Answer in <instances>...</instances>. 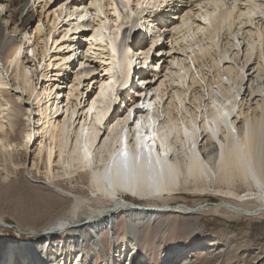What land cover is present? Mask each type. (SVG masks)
I'll return each mask as SVG.
<instances>
[{"label": "bare ground", "instance_id": "obj_1", "mask_svg": "<svg viewBox=\"0 0 264 264\" xmlns=\"http://www.w3.org/2000/svg\"><path fill=\"white\" fill-rule=\"evenodd\" d=\"M31 1L8 0L10 8L14 9L10 17L13 28L17 27L20 35L26 37L31 29L40 40L44 28L41 22L35 27L33 13L29 9L26 11L27 3ZM51 2L53 0L44 1V4L48 6ZM104 2L62 0L53 10L52 31L56 30L60 18L61 26L65 20L74 17L75 22H68L62 34L63 39L72 38L71 43L60 46L59 50L65 51L60 59L54 57L53 64L60 71L59 77L63 74L65 79L73 80L65 84L61 79V86L56 85L50 92L40 86L37 89L40 81L36 84L33 81L34 74L38 80L37 66L42 72L50 64L47 50L50 40L46 33L43 34L45 37L40 52L37 50L39 43L32 50L37 57V66L32 71L20 67L22 42L5 37L0 21V89L6 86L16 88L15 81L21 92L17 93L16 99L22 102L19 106L15 101L3 99L0 114L16 109L18 113L25 112L23 116L27 122L22 143L20 140L19 144L15 142L20 123L15 115L9 120V128L16 133V137L11 140L0 136V164L6 173L2 179H7L8 173H16L17 146L28 151L32 138L38 135L40 141L34 148L32 167L38 170L40 164L43 178L50 181V186L56 191L43 185L39 188L46 190V197L37 191L32 194L33 198H27L32 202L30 205L19 208L21 212L26 210L23 214L30 219H43L50 210L58 207L66 209L62 218L47 225L46 240L29 245L24 255L17 250L19 247L10 246L0 264H98L94 251L88 253L84 229L88 228L94 236L112 231L119 214L126 215L131 228H135L134 224H145L152 218L170 213L171 209L187 215L188 211L194 215L213 213L226 219L264 217V176L259 171L255 175L250 174L245 165L248 154L255 155L258 151L261 126L264 125V0H194L196 10L186 7L183 1H172L174 28L170 36H164L170 42L169 55L164 58L160 56L166 48L155 34L158 32L162 36L161 31H155L153 24L141 29L152 33V40L141 37L125 50L121 49L118 46L120 23L124 25L128 17ZM144 2L151 10L162 5V0ZM53 3L57 4V1ZM184 9L190 11L184 12ZM137 10L139 4L133 13L142 16L143 10L136 13ZM91 11L92 21H89L82 12L88 14ZM216 13L220 14L218 20L221 26L211 31L209 26ZM40 18L41 12L38 20ZM157 18L165 19L161 14H157ZM80 30H90L91 33L88 47L81 48V52L82 43L75 41ZM80 38L81 42L85 37L82 35ZM148 43L150 47L159 43L151 61L152 67L157 66L136 86L132 75H136L147 63L150 52L145 47ZM76 44L80 46L78 49ZM99 54L105 59L99 58ZM81 57H85L84 60L97 59L110 69L101 76L99 68L103 71V67L100 64L87 69L85 65L88 62L83 61L79 65L80 70H77L73 63ZM4 66L14 69L12 81L3 75ZM63 84L67 85L66 91L58 93ZM27 100L35 102L38 108V130L35 134L30 133L31 110ZM0 119L2 130L4 118L1 116ZM246 127L249 131L247 144L244 143ZM237 138L241 141L242 151L235 146ZM125 148L144 162L145 190L116 189L115 195H112L109 180L116 182L120 179L116 176L113 157ZM149 156L151 167L148 165ZM161 179L168 182V190L154 194L149 185ZM64 180L71 183L84 180L93 198L74 188H62ZM24 184H27L26 180L21 181L15 195H27H23L21 190ZM210 192L222 198L219 204L207 207L198 199L193 202L194 208L184 204L170 206L180 198L178 194L182 198L184 194L194 199ZM63 193L70 197L58 196ZM124 196L134 200L126 201ZM19 203L14 207L20 206ZM23 228L33 234L29 228ZM68 229L78 232L77 239L51 243V236L59 233L65 237L71 232ZM133 240L129 239L124 227V235L119 238L113 252V264L148 263L145 255H139L138 242ZM18 252L19 263L15 260ZM99 264L106 263L101 259Z\"/></svg>", "mask_w": 264, "mask_h": 264}, {"label": "rangeland", "instance_id": "obj_2", "mask_svg": "<svg viewBox=\"0 0 264 264\" xmlns=\"http://www.w3.org/2000/svg\"><path fill=\"white\" fill-rule=\"evenodd\" d=\"M44 1H49V0H33L27 3V7H26V11L27 9H29V12L33 13V20H34L33 25H35L36 27L38 25V22H41L40 25L42 26V28H44L43 34L46 33L47 37L50 40L49 43H47V48H48L47 50L49 51L48 55L50 56L49 59L50 64L42 72H41V68H39L35 64L37 57L34 56L32 50L35 48L34 46H36L37 43H39L38 45L40 47L37 50L40 52L43 46L41 42L43 41L45 36L43 37L42 34L39 37L40 38L39 40L38 36H36L34 31L31 29H29L28 32L25 34L26 37L24 35H20L17 27H15L16 29L13 28L10 15L12 12H14V9L13 7L10 8V4H8V0H0V5H1L0 21L3 28V34L5 35V37H7L10 40L13 39L14 41L22 42L21 43L22 56H21V62L19 64L21 65L20 67L31 69L33 71V69H35L34 67L37 66L38 80H36L34 74L33 76L34 84L40 81V83L37 85L38 86L37 89H39L40 86L42 87V89L44 88L43 90L45 91L47 90V92H50L49 90L52 88H56V85L61 86L60 83L61 79H64L63 83L65 84L73 80V79L69 80L67 79V77L65 79L64 78L65 76H63L62 73H61L62 75L60 74L61 77H59L60 71L58 70V67L53 66V64H55L54 57L60 59L61 58L60 56L63 55L61 53L65 51V50L62 51L61 49L59 50L60 46L62 44L64 45L65 43L66 44L71 43L70 40H72V38L63 39L64 37L62 34L63 31L68 26V22L70 21L75 22V21L73 19L74 17H70L69 20H65L64 17L65 21L60 26V23H62V19L60 18V23L58 24V26L60 27L56 26V30L52 31L51 25L53 22L52 18L54 15L53 10L58 8L57 6L59 2H61L62 0H53V2L57 1V4L51 2V4H49L48 6L47 4L46 5L44 4ZM151 1L155 2L156 0H151ZM178 1L179 3L183 1V3H186V7L187 6H189V8L193 7V10L198 9L197 4L194 3L193 5L194 0H178ZM62 3H64V1ZM26 11L25 13H23V16L26 14ZM188 11L190 10L184 9V12H188ZM40 12H41V18H40L41 21L38 20ZM82 14L84 15L83 17H85V19L87 18L89 21H92L91 17L93 15V12L88 14L82 12ZM173 20L174 19L172 17L171 20L168 21L170 22L168 23L169 25L166 26V29L169 32L168 33L165 32L166 34L161 32L162 36L160 38V42L164 43V46L166 48V50H164L163 52L164 54L162 53V55L160 56L163 58L169 55L168 49L170 47V42L169 39H166V37L164 36L166 35L170 36V34L173 33L172 32V29L174 28ZM86 32H87V36H85L84 34L85 38L81 40L82 45H84L83 47L86 46L88 47L87 41L90 39L91 36L90 30L85 31V33ZM47 33H49L50 35ZM158 34L160 35V33L157 32V35ZM80 37L77 38L75 41L77 42L80 41L81 39ZM28 40L30 41L28 42ZM54 42H57L60 45L59 44L55 45ZM98 57L101 59H105L104 55L101 56L99 54ZM84 59L85 57L84 58L81 57L76 61V63H73L77 67V70H80L79 65L83 61L88 62L85 65L87 69H93L94 67L93 65L100 64L103 67V71L101 70V68L98 67L99 72H101L100 73L101 76L104 75V73L110 69V66L102 65L103 63L99 62L97 59H89V58L87 60ZM32 65L33 67H31ZM3 69H4L3 75L5 76V78L9 81H12L13 80L12 75H14L13 74L14 69L12 68L8 69L6 66H4ZM41 76H43L44 78H42ZM92 76L93 74H91L90 77L92 78ZM13 82L16 88H11L10 86H6L5 89L3 88L2 90L0 89V103H2L3 99L4 100L8 99L13 102L15 101L16 104L20 106L22 105V102L17 100L16 96L17 93H21V92H19L20 90L18 89L16 82L15 81ZM65 84H63L64 86L62 85V89L58 93L62 94L63 91H66L67 85ZM53 85L54 87H52ZM57 88L60 89V87ZM24 101H25V96H24ZM27 101H28V105L30 106L29 110H31L30 124H29L30 133L32 132L33 134H35L36 130H38V125L36 122L37 119L39 118L38 108L36 107L35 102L33 103L31 102L32 100H27ZM23 114H25V112L18 113L16 109L4 113L3 115L0 114V117L2 116L4 118V121L2 119V122L4 123L2 130H0V136L11 140L16 137L14 136L16 135V133H13L9 128V120H12V118H14L15 115L18 117V120L20 121L19 127L17 129L18 139L15 140V142L16 144H19L20 141L22 143V137L25 138L26 136L25 134L27 130V122ZM6 117H9V119H7ZM39 141H40V137L38 135H35L34 138H32L31 143L27 148L28 151H25V149L23 150L21 149L20 146H17L18 153H16V155L18 160L17 162L19 164L17 163V167L15 169L16 173L15 174L8 173V177L4 181L2 178L3 175H5L6 173H4L5 171L3 170V166H1L2 163L0 162L1 163L0 164V218H1L0 219V262H2V260L4 259V255L10 246L17 248L19 247L17 250L21 251L22 255H24V252L25 254H27L26 252L29 245H32L35 242H41L40 238H38L37 236L35 237L36 233H40L45 230H48L46 228L47 225L52 222H55L57 219L62 218L63 217L62 215L65 213L64 211L66 210V209L61 210L60 209L61 207L60 208L58 207L50 210L51 212L49 211V214L46 215V217L43 219H34V218L30 219V218H26V216H24L23 214V212L24 211L26 212V210L22 209L21 212L20 210L21 208H19L22 207V205H27V206L30 205L32 202L27 198L29 197L33 198L34 197L33 195L36 194L37 191L38 193H41L44 196L47 194L46 190L41 191L39 187H42L44 185L47 188L54 190V188L50 186V181L48 182L43 178L42 176L43 172L42 170H40L41 165L38 164L39 167L38 170L35 167H32V161L33 159H35L34 148L39 143ZM22 180H26L27 182V184H24L23 188L21 189L23 195L27 194L25 197L21 195H20L21 197L19 195H15L18 189L17 187H19V184L21 183ZM28 181H30L31 183ZM77 182L73 181L71 183L68 180H64L63 181L64 187L62 186V188L64 189L67 188L69 190L74 188L76 189L75 191H80V192L83 191V193H86V195L93 198L92 195H89L86 182L84 180ZM37 188H39L40 190H37ZM58 196H61L62 198H65L67 196L70 197L69 194H65V193L58 194ZM177 196H180V198H178L176 202L171 203L170 205L171 208L181 206V204L187 205L189 208H194L195 203L193 204V202L198 199L199 202H201V204L210 207V206H214L215 204H219L220 203L219 201H221L222 199L220 198V196L215 195L212 192H210L209 194H205L202 197H196L194 199L191 198L189 195H184V194L182 196L184 198L186 197L185 199L182 198L180 194H178ZM50 199L54 200L52 197ZM124 199L129 202L131 200H134L132 197L128 198V196H124ZM16 202L17 203L20 202L19 203L20 206L14 207L15 205H17ZM171 210L170 213L167 212L165 214H162L161 216L152 218L145 224H140V225L132 224L133 226H135V228H131L128 225L126 215L119 214V216L116 218L114 230L112 231L107 230L100 232L98 236H94V234H92L91 231L87 230L88 228H85L84 241L85 244L88 245V253H90L91 250L94 251L96 262H98V264L101 262V259H103V261L106 264H113L114 262L113 252L115 251L116 246L119 244V238L124 235V227H125L126 234L128 235L129 239L133 238L135 239V241L133 240L134 242H138L139 255L140 256L141 254L145 255V257L148 259L147 264H182V263L264 264V217H259L258 219L244 218V217L242 219L239 218L226 219L221 215H216L213 213L194 215L193 212L188 211L186 213H189V215H187L181 212L177 213L175 212V209H171ZM4 224H7L9 226H5ZM123 224L124 227H122ZM55 226L58 227L59 225H55ZM23 227L29 228L30 231L32 230L33 234L27 233L26 229ZM52 230L55 231V229ZM68 230L71 232L67 234L65 237L63 236L61 237L59 233L53 235L54 236L53 238L51 236V243H57L60 241L66 242V240L68 241L70 238L71 240L77 239L78 232L76 233L74 229H68ZM19 231L24 232L25 234L23 235ZM90 237L92 238L94 237V241H92V238L90 239ZM26 238L29 239L30 241H25L27 240ZM18 254L19 252L15 255L16 262H18V258L20 255Z\"/></svg>", "mask_w": 264, "mask_h": 264}, {"label": "snow or ice", "instance_id": "obj_3", "mask_svg": "<svg viewBox=\"0 0 264 264\" xmlns=\"http://www.w3.org/2000/svg\"><path fill=\"white\" fill-rule=\"evenodd\" d=\"M17 55H19V53H17ZM89 111H91V109H89ZM224 115L226 116L227 113ZM137 127L139 128V125H137ZM232 131L235 132V129H232ZM248 139L249 131L246 127L244 131L245 144H247ZM235 146L240 148L242 151V145L239 138L236 139ZM257 150L258 151L255 155L252 153L248 154V156L245 158V165L250 174L255 175L256 171H259V173L264 176V125L261 126V136L257 145ZM221 155H223V147ZM113 162L116 169V176L120 179L116 182L109 180L108 186L110 189H112V195H115L116 189L122 191L134 190L136 192L145 190L144 162L139 156L130 154L127 148H125L121 153L113 157ZM156 162L160 163L159 160ZM148 165L149 167L152 165L150 156L148 159ZM161 176L163 177V173H161ZM149 187L154 189V194H160L168 190V182L161 179L160 182H157L154 185H149Z\"/></svg>", "mask_w": 264, "mask_h": 264}, {"label": "water", "instance_id": "obj_4", "mask_svg": "<svg viewBox=\"0 0 264 264\" xmlns=\"http://www.w3.org/2000/svg\"><path fill=\"white\" fill-rule=\"evenodd\" d=\"M141 209H144V208H141ZM5 226H9L7 224H4ZM16 230V228H15ZM24 234V233H23ZM47 232L46 231H43V232H40V233H36L35 237L37 236L38 238H44L45 236H47Z\"/></svg>", "mask_w": 264, "mask_h": 264}]
</instances>
